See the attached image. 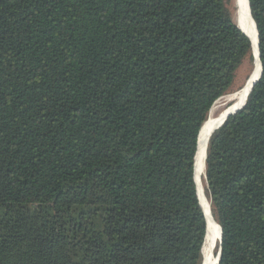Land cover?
Masks as SVG:
<instances>
[{"label":"trees","instance_id":"1","mask_svg":"<svg viewBox=\"0 0 264 264\" xmlns=\"http://www.w3.org/2000/svg\"><path fill=\"white\" fill-rule=\"evenodd\" d=\"M248 5L261 76L206 148L217 264H264ZM251 47L228 0H0V264H202L198 135Z\"/></svg>","mask_w":264,"mask_h":264},{"label":"bare ground","instance_id":"2","mask_svg":"<svg viewBox=\"0 0 264 264\" xmlns=\"http://www.w3.org/2000/svg\"><path fill=\"white\" fill-rule=\"evenodd\" d=\"M235 22L237 27L250 39L252 56H253V69L249 75L250 79L240 90L228 94L220 98L212 107L208 119L201 130L199 143L194 162V180L197 186V196L199 204L204 212L206 221V235L202 247V264H215L217 253H214L216 241L220 239L219 226L213 220L209 211V202L204 194V161L207 148V141L212 129L220 123L224 117L233 113L243 106L246 102L250 85L259 76V59L256 51V35L253 23L248 14L246 0H238L237 9L235 12ZM251 77V78H250Z\"/></svg>","mask_w":264,"mask_h":264},{"label":"water","instance_id":"3","mask_svg":"<svg viewBox=\"0 0 264 264\" xmlns=\"http://www.w3.org/2000/svg\"><path fill=\"white\" fill-rule=\"evenodd\" d=\"M246 2H247V8H248V14H249V17H250V19H251V21H252V23H253V26H254V30H255V35H256V51H257V57H258V59H259V53H258V35H257V31H256V27H255V24H254V22H253V20H252V18H251V15H250V11H249V5H248V0H246ZM241 32H242V30L241 29H239ZM243 33V32H242ZM244 34V33H243ZM245 35V34H244ZM246 36V35H245ZM247 37V36H246ZM248 38V37H247ZM248 40L250 41V39L248 38ZM250 44H251V41H250ZM259 76H258V78L254 81V82H252L251 83V85H250V91L252 90V88L254 87V85L257 83V81L259 80V78H260V76H261V64H260V61H259ZM251 78V77H250ZM250 79H248V81H249ZM248 81H247V83H248ZM250 91H249V93H250ZM246 103V102H245ZM245 103L243 104V106L241 107V108H239L238 110H236V111H234L233 113H231V114H228V115H226L225 117H224V119L220 122V123H218L213 129H212V131H211V133L209 134V138L211 137V135L216 131V130H218L224 123H225V121L230 117V116H233V115H235V114H237L240 110H242V108L245 106ZM212 109V108H211ZM211 111V110H210ZM210 113V112H209ZM203 129V126H202V128H201V130ZM201 130H200V132H199V135H198V142H197V145H198V143H199V137H200V134H201ZM209 138H208V141H209ZM208 141H207V144H208ZM205 158H206V154H205ZM204 169H205V161H204ZM204 178H205V174H204ZM195 184H196V182H195ZM197 185V184H196ZM197 198H198V196H197ZM198 201H199V199H198ZM200 205V204H199ZM201 207V206H200ZM202 209V208H201ZM203 211V210H202ZM203 214H204V212H203ZM205 217V216H204ZM219 232H220V239H219V246H220V243H221V228L219 227ZM219 258H220V248L218 249V252H217V256H216V263L215 264H217L218 263V261H219Z\"/></svg>","mask_w":264,"mask_h":264},{"label":"rangeland","instance_id":"4","mask_svg":"<svg viewBox=\"0 0 264 264\" xmlns=\"http://www.w3.org/2000/svg\"><path fill=\"white\" fill-rule=\"evenodd\" d=\"M237 5H238V0H228V7L234 13V18H235V12H236V9H237ZM249 74H250V68H249L248 63H246L245 65H243V67L237 73V76H236V79H235V85H234L232 91L230 92V94H232V93H234V92H236V91L241 89V87L246 82ZM218 243H219V241H216L215 248H214V253H216L215 249H216V246H217Z\"/></svg>","mask_w":264,"mask_h":264}]
</instances>
